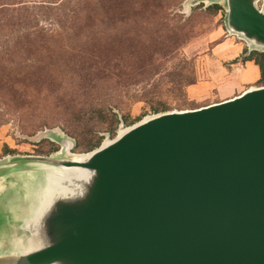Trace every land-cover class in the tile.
<instances>
[{"label": "water", "instance_id": "water-1", "mask_svg": "<svg viewBox=\"0 0 264 264\" xmlns=\"http://www.w3.org/2000/svg\"><path fill=\"white\" fill-rule=\"evenodd\" d=\"M203 1L223 4L229 36L264 52L258 0ZM59 140L51 157L0 162V264H264V86L147 118L86 161ZM73 168L94 179L42 218Z\"/></svg>", "mask_w": 264, "mask_h": 264}, {"label": "rangeland", "instance_id": "rangeland-1", "mask_svg": "<svg viewBox=\"0 0 264 264\" xmlns=\"http://www.w3.org/2000/svg\"><path fill=\"white\" fill-rule=\"evenodd\" d=\"M34 1L28 4L36 5ZM76 2L72 0L70 40L61 37L55 42L52 47L57 53L31 51L0 63L8 78H31L37 83L35 91L18 93L13 100L0 98V108L7 110L6 122L0 126V162L12 157H51L61 151L60 137L73 141L71 154H87L82 147L103 135L114 121L113 114L127 119V124L119 123L114 136H104L102 144L163 114L154 109L171 113L209 106L218 100L216 92L195 88L213 74L229 75L238 66L233 60H219L225 56L216 52L217 46L227 39L233 46L246 45L229 36L223 4L102 0V9L88 11L89 19L81 23L83 11L93 8L88 1L78 11ZM211 5L222 9L215 13L207 9ZM259 6L264 8L263 2ZM29 14L35 20L14 26L7 36L0 34L6 39H0V45L10 44L30 27L55 33L68 15L38 7H30ZM18 67L25 70H9ZM263 86L258 81L253 87Z\"/></svg>", "mask_w": 264, "mask_h": 264}, {"label": "trees", "instance_id": "trees-1", "mask_svg": "<svg viewBox=\"0 0 264 264\" xmlns=\"http://www.w3.org/2000/svg\"><path fill=\"white\" fill-rule=\"evenodd\" d=\"M30 1L34 0H0V34L7 36L13 30L14 26L17 25V27H21L28 24L30 20H35L34 17L31 18L29 14L30 7H38L40 9L49 10L50 12L55 11L57 14L58 12H67L68 15L64 18L65 24L61 26L59 31L50 34L44 33V30L38 27L33 29L32 27L27 28V31L24 30L21 37H16L10 44L0 45V63L3 61H10L13 57L22 56L31 51L34 53L45 51L47 54L54 55L57 53L54 47H52L55 42L59 41L61 37H68L66 40H70L68 32L69 29H72V26L69 27V25H72V0H36L34 1L36 5L34 4L32 6L28 4ZM88 1H90V6H92L93 9L88 8L83 11L81 23L84 19H89L87 17L88 11L93 12L94 10H101L103 7L102 0H78V2L75 0L78 5L77 10L82 11ZM207 9L217 13L222 8L218 5H211L207 7ZM57 18H59V15ZM83 23H85V21ZM2 38L4 37L0 35V39ZM247 61H253L259 68V82L264 85V52L248 51V49H245L240 57V61L234 60L232 64H243ZM23 69L25 70L24 67H18L9 70L11 73H16L22 72ZM3 71H5L4 67L0 64L1 99L9 98L13 100L18 93H28L29 91L36 90L35 84L37 83L31 78H28L27 81L25 79H19V76L16 78H8L10 74H4ZM165 111L166 109H154V113L156 114L164 113ZM6 112L7 110L0 108V126L6 122L4 119ZM112 117L114 121H110L111 123L104 131L103 135L94 141H88L87 144L82 147L83 153H89L99 148L103 142L104 136H114L115 129L118 127L119 123H124V125L127 124V119L125 118H119L115 114H113ZM129 125H133V123L131 122ZM75 148L79 149V144H76ZM9 152L11 153V151Z\"/></svg>", "mask_w": 264, "mask_h": 264}, {"label": "crops", "instance_id": "crops-1", "mask_svg": "<svg viewBox=\"0 0 264 264\" xmlns=\"http://www.w3.org/2000/svg\"><path fill=\"white\" fill-rule=\"evenodd\" d=\"M264 0L257 1V8L260 9L259 4ZM232 39H227L219 44L216 48V52L223 53L225 58H220L223 61H234L242 56L243 51L246 49V45L239 43L233 46ZM240 61V60H239ZM237 68L232 71L231 74H227L225 71L213 74L209 81L198 85L195 89L201 90H213L216 92L217 101L209 105L217 104L223 101L230 100L236 96L241 95L249 88L253 87L260 79L259 68L253 61H247L243 64H235Z\"/></svg>", "mask_w": 264, "mask_h": 264}, {"label": "bare ground", "instance_id": "bare-ground-1", "mask_svg": "<svg viewBox=\"0 0 264 264\" xmlns=\"http://www.w3.org/2000/svg\"><path fill=\"white\" fill-rule=\"evenodd\" d=\"M124 131H121L120 134H123ZM90 153L80 155L81 161H86L90 158ZM95 173L89 170H85L82 168H73L70 170V173L67 176H63L61 180L60 186L52 187L51 192L46 197L45 201V209L42 218L46 215L48 209L51 207L52 203L58 198L65 196L66 197H79L82 195L89 183L94 179ZM40 216V219H41ZM46 244V242L41 239L37 240L36 248L41 247Z\"/></svg>", "mask_w": 264, "mask_h": 264}]
</instances>
